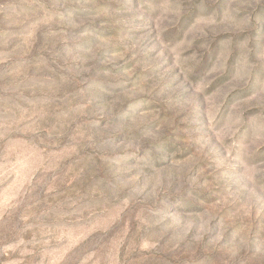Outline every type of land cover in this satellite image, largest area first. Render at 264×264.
I'll return each instance as SVG.
<instances>
[{"label":"rangeland","instance_id":"rangeland-1","mask_svg":"<svg viewBox=\"0 0 264 264\" xmlns=\"http://www.w3.org/2000/svg\"><path fill=\"white\" fill-rule=\"evenodd\" d=\"M0 264H264V0H0Z\"/></svg>","mask_w":264,"mask_h":264}]
</instances>
